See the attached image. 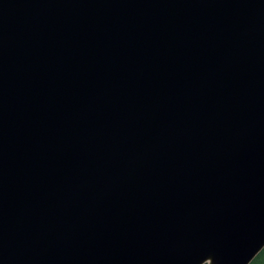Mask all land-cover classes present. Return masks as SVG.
<instances>
[{
    "label": "water",
    "instance_id": "1",
    "mask_svg": "<svg viewBox=\"0 0 264 264\" xmlns=\"http://www.w3.org/2000/svg\"><path fill=\"white\" fill-rule=\"evenodd\" d=\"M263 247L264 0H0V264Z\"/></svg>",
    "mask_w": 264,
    "mask_h": 264
},
{
    "label": "trees",
    "instance_id": "2",
    "mask_svg": "<svg viewBox=\"0 0 264 264\" xmlns=\"http://www.w3.org/2000/svg\"><path fill=\"white\" fill-rule=\"evenodd\" d=\"M249 264H264V247L259 251V253L252 259Z\"/></svg>",
    "mask_w": 264,
    "mask_h": 264
}]
</instances>
